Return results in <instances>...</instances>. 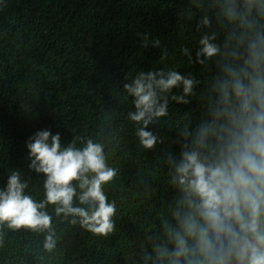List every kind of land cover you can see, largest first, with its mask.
<instances>
[{"label": "trees", "instance_id": "trees-1", "mask_svg": "<svg viewBox=\"0 0 264 264\" xmlns=\"http://www.w3.org/2000/svg\"><path fill=\"white\" fill-rule=\"evenodd\" d=\"M205 15L210 27L201 24ZM213 32L223 45L226 32L209 0L203 8L194 0H0V191L19 172L25 194L44 199L46 176L30 168L27 147L42 130L59 133L62 148L79 135L105 140L108 163L119 170L104 189L117 205L112 234L62 222L49 206L56 249L44 250V233L3 226L0 264H143L148 236L159 234V214L177 195L166 158L179 160L184 122L195 129L207 118L219 58L201 64L197 52L202 36ZM160 70L198 83L187 104L171 99L184 95L182 86L167 94L168 115L146 129L157 136L146 149L136 135L140 125L128 119L135 106L124 85L140 72Z\"/></svg>", "mask_w": 264, "mask_h": 264}, {"label": "clouds", "instance_id": "clouds-1", "mask_svg": "<svg viewBox=\"0 0 264 264\" xmlns=\"http://www.w3.org/2000/svg\"><path fill=\"white\" fill-rule=\"evenodd\" d=\"M194 3L204 7V0ZM209 11L226 36L223 45L214 42L215 32L199 41V63L219 58L206 97L207 118L195 129L184 122L180 158H166L177 195L159 214V234L148 236L151 252L144 251L143 264H264V0H209ZM201 24L210 27L207 15ZM197 83L160 70L140 72L124 85L135 106L128 119L140 125L136 135L144 148L157 143L146 129L168 115L167 94L182 86L184 95L171 99L187 104ZM27 147L30 168L46 176L44 199L25 194L27 182L13 172L0 191V227L44 233L43 248L51 253L59 239L48 211L53 206L62 222L96 236L112 234L117 205L104 189L119 170L108 163L105 140L79 135L62 148L59 133L42 130Z\"/></svg>", "mask_w": 264, "mask_h": 264}]
</instances>
